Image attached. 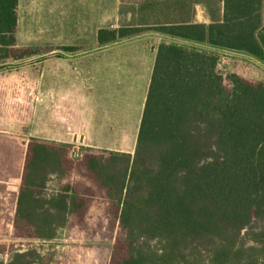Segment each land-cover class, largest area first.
<instances>
[{"label":"trees","instance_id":"1","mask_svg":"<svg viewBox=\"0 0 264 264\" xmlns=\"http://www.w3.org/2000/svg\"><path fill=\"white\" fill-rule=\"evenodd\" d=\"M18 3L0 0V71L40 59L16 45ZM145 30L160 40L133 153L25 138L0 264H264V80L218 70L221 53L264 70V0L97 39ZM63 230L71 252L31 246Z\"/></svg>","mask_w":264,"mask_h":264},{"label":"rangeland","instance_id":"2","mask_svg":"<svg viewBox=\"0 0 264 264\" xmlns=\"http://www.w3.org/2000/svg\"><path fill=\"white\" fill-rule=\"evenodd\" d=\"M220 14L221 0H19L16 45L38 51L30 58L33 60L48 48L59 51L63 48L88 49L97 36L98 28H147L181 21L209 23L220 20ZM154 34L145 30L116 41ZM55 61L60 70L61 66L68 67L67 61L51 60L47 79L40 76L39 61L18 63L14 68L0 71V241L12 232L14 203L25 150L22 141L29 136L39 137V99L54 98L56 91L58 94L63 93V89L71 92L74 87L70 79L55 77ZM218 70L222 73L231 70L248 78L264 80L263 69L229 53L219 56ZM52 184L50 181L49 189ZM81 241L75 232L63 230L56 238L37 240L31 246L41 251L71 252L72 245ZM151 243L155 244L154 241ZM14 247L28 246L15 244ZM6 256L0 257L5 259Z\"/></svg>","mask_w":264,"mask_h":264},{"label":"crops","instance_id":"3","mask_svg":"<svg viewBox=\"0 0 264 264\" xmlns=\"http://www.w3.org/2000/svg\"><path fill=\"white\" fill-rule=\"evenodd\" d=\"M159 40L154 34L99 43L96 36L88 49H46L40 76L47 79L51 60L62 59L68 67L60 70L55 61L54 75L70 79L74 87L39 99V137L132 153Z\"/></svg>","mask_w":264,"mask_h":264}]
</instances>
